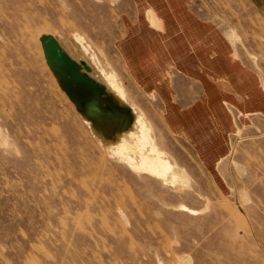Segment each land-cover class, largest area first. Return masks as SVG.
<instances>
[{
  "label": "rangeland",
  "instance_id": "374dc122",
  "mask_svg": "<svg viewBox=\"0 0 264 264\" xmlns=\"http://www.w3.org/2000/svg\"><path fill=\"white\" fill-rule=\"evenodd\" d=\"M180 1L225 54L135 0H0V264H264V117L238 111L264 0Z\"/></svg>",
  "mask_w": 264,
  "mask_h": 264
},
{
  "label": "bare ground",
  "instance_id": "6f19581e",
  "mask_svg": "<svg viewBox=\"0 0 264 264\" xmlns=\"http://www.w3.org/2000/svg\"><path fill=\"white\" fill-rule=\"evenodd\" d=\"M135 1L137 3V8L140 12L145 11L149 13L148 16H149L150 26L154 28L162 27L166 29L164 35L169 36L170 38H177V40H179V41L176 40L173 43L172 48L174 52H176L179 43H182L180 45H184V44L186 45L187 42L190 43L192 42L193 39H195V41L198 42V45L196 47H199L200 51L204 53L207 52L209 42L212 41L225 48V50L223 49V51L220 52V55L225 54L226 50L228 49V46L223 42V40L220 38L218 33L215 32L211 27L205 26L197 22L194 19V17H192L193 15H191L188 12V10L185 8L184 4H182L180 0H135ZM0 34H2L1 26H0ZM157 38L158 37H155V39ZM184 39L185 42H183ZM201 52H199V54H201ZM186 53H188L187 56L190 57L189 52ZM194 56H195V52L191 54V57ZM238 79H240V83H238L240 88L246 87V83H245L246 80L251 82L248 85L250 88L248 89V91L251 92V95L248 94V91H246V93L243 94L239 93V97L240 98L245 97L246 100L244 104L238 103V111L242 114V118L246 119L250 112H260L261 115L264 117V94H262V90H260L258 84L248 74L244 73L239 68V66H238ZM243 83L245 84L242 86ZM238 91L241 92L240 89H238ZM215 100L216 102H213L211 106H215L217 108L220 107L222 100L221 102L218 99ZM168 117L173 118V114L169 113ZM204 156L212 158L208 154H206V152L204 153Z\"/></svg>",
  "mask_w": 264,
  "mask_h": 264
},
{
  "label": "water",
  "instance_id": "95a60500",
  "mask_svg": "<svg viewBox=\"0 0 264 264\" xmlns=\"http://www.w3.org/2000/svg\"><path fill=\"white\" fill-rule=\"evenodd\" d=\"M73 62H74V61H73ZM87 77H88V76H87ZM88 78H89V77H88ZM91 80H92V79H91ZM96 83H97V82H96ZM97 84H98V83H97ZM98 85H99V84H98ZM99 86H100V85H99ZM100 87H101V89H102V96H103L104 89H103L102 86H100ZM106 100H107V102H106V105H107L109 99H106ZM110 100H111V99H110ZM108 104H109V105H114V103H113L112 100H111L110 103H108ZM107 106H108V105H107ZM114 106L116 107V106H118V105H114ZM118 107H119V106H118ZM119 108H120V107H119ZM108 110L111 111V112L113 113V111H114L115 109H114V110H110V109H108Z\"/></svg>",
  "mask_w": 264,
  "mask_h": 264
},
{
  "label": "crops",
  "instance_id": "0c3cea01",
  "mask_svg": "<svg viewBox=\"0 0 264 264\" xmlns=\"http://www.w3.org/2000/svg\"><path fill=\"white\" fill-rule=\"evenodd\" d=\"M194 44V43H193ZM151 74V73H150ZM153 78V77H152ZM158 90H160V87H158Z\"/></svg>",
  "mask_w": 264,
  "mask_h": 264
}]
</instances>
